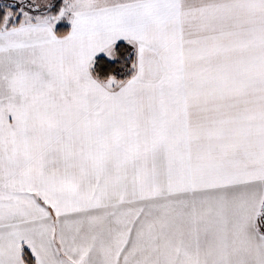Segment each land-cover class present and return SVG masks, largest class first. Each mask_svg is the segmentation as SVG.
Wrapping results in <instances>:
<instances>
[{
  "label": "snow or ice",
  "instance_id": "6c2138e0",
  "mask_svg": "<svg viewBox=\"0 0 264 264\" xmlns=\"http://www.w3.org/2000/svg\"><path fill=\"white\" fill-rule=\"evenodd\" d=\"M0 264H264V0H0Z\"/></svg>",
  "mask_w": 264,
  "mask_h": 264
},
{
  "label": "trees",
  "instance_id": "16d2710c",
  "mask_svg": "<svg viewBox=\"0 0 264 264\" xmlns=\"http://www.w3.org/2000/svg\"><path fill=\"white\" fill-rule=\"evenodd\" d=\"M63 30V29H62Z\"/></svg>",
  "mask_w": 264,
  "mask_h": 264
}]
</instances>
